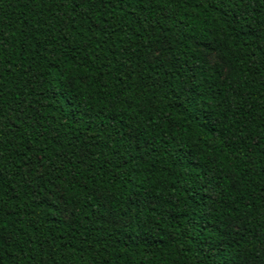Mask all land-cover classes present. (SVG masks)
Segmentation results:
<instances>
[{
  "label": "trees",
  "instance_id": "obj_1",
  "mask_svg": "<svg viewBox=\"0 0 264 264\" xmlns=\"http://www.w3.org/2000/svg\"><path fill=\"white\" fill-rule=\"evenodd\" d=\"M243 4L0 0V264H264V0Z\"/></svg>",
  "mask_w": 264,
  "mask_h": 264
},
{
  "label": "snow or ice",
  "instance_id": "obj_2",
  "mask_svg": "<svg viewBox=\"0 0 264 264\" xmlns=\"http://www.w3.org/2000/svg\"><path fill=\"white\" fill-rule=\"evenodd\" d=\"M153 2L155 3H161V0H153ZM198 2H203V0H198ZM211 2L216 5L218 8L223 7V8H227L229 6V4L232 2V0H211ZM235 3L241 6H246L243 4V0H235ZM83 6V5H82ZM203 6L205 8L208 7V3H204ZM227 14V12L225 13ZM77 75L82 76L86 82L90 83V81H88V73L83 71V69L77 73ZM79 83V81H77ZM264 95V94H262ZM134 111V110H133ZM189 111H191V109H189ZM167 115V114H165ZM204 120L207 121L208 124H210L212 127H215V122L211 120V118L209 116H205ZM205 139L209 142V147H212V145L215 142V138L212 136H206ZM179 148H183V145H178ZM185 159H190L192 158V154L191 153H186L184 156ZM163 239V238H161ZM220 239H223V237H220Z\"/></svg>",
  "mask_w": 264,
  "mask_h": 264
},
{
  "label": "rangeland",
  "instance_id": "obj_3",
  "mask_svg": "<svg viewBox=\"0 0 264 264\" xmlns=\"http://www.w3.org/2000/svg\"><path fill=\"white\" fill-rule=\"evenodd\" d=\"M209 58L211 61H215L217 59V56L213 53V54L209 55Z\"/></svg>",
  "mask_w": 264,
  "mask_h": 264
}]
</instances>
